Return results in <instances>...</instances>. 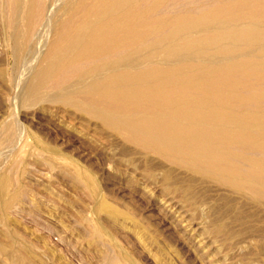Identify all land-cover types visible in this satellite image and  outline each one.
<instances>
[{
    "label": "bare ground",
    "instance_id": "6f19581e",
    "mask_svg": "<svg viewBox=\"0 0 264 264\" xmlns=\"http://www.w3.org/2000/svg\"><path fill=\"white\" fill-rule=\"evenodd\" d=\"M0 9L14 53L34 37L46 46L42 66L17 87L16 116L0 122V147L57 155L76 137L92 150L99 128L121 158L144 157L149 183L156 169L167 168L164 185L180 173L187 188L168 192L169 212L197 223V193L222 191L209 231L254 233L264 252V0H0ZM11 183L0 175L5 222L24 194ZM102 205L114 218L131 216ZM250 209L256 220L246 223ZM0 254L31 264L5 246Z\"/></svg>",
    "mask_w": 264,
    "mask_h": 264
},
{
    "label": "rangeland",
    "instance_id": "374dc122",
    "mask_svg": "<svg viewBox=\"0 0 264 264\" xmlns=\"http://www.w3.org/2000/svg\"><path fill=\"white\" fill-rule=\"evenodd\" d=\"M2 15L0 9V20L5 21ZM3 21L0 22V71H4V80H0V122L13 116L17 87L26 78L27 84L31 70L35 72L42 66L46 47L38 42L39 37H34L31 44L25 40L20 51L14 53L5 38ZM94 130L96 134L91 132L90 137L96 145L92 150L82 146L76 137L63 145L57 155L37 151L27 154V149H23L24 155L12 154L0 147V175L5 172L13 188L24 193L23 198L12 204L6 222L0 216V246L7 247L15 256L24 255L31 264H264V252L257 248L263 242L259 236L238 234V228L229 234L209 231L216 218L213 213L225 197L222 191L207 196L203 190L197 193L199 205L195 209L199 215L197 223H192L187 214L169 212L168 192H177L176 195L179 192L182 197L187 188V183L176 182L178 176L183 179L179 172L176 171L174 182L164 185L163 169L167 168L156 169L157 180L153 185L142 176L143 156L121 158L120 144L109 136H105L108 141L103 144L105 141L99 140L100 129ZM107 152L115 153L116 161L107 162ZM123 160L132 162L130 169L117 168L115 163ZM79 176L93 184L88 185ZM100 201L111 203L131 216L114 218L104 212ZM185 205L190 208L187 202ZM250 210V218L246 216L249 210L244 213L246 223L256 220L251 218L254 213ZM263 215L259 213L257 217L262 221ZM203 227H207L208 233L200 229ZM0 264L17 263L0 254Z\"/></svg>",
    "mask_w": 264,
    "mask_h": 264
}]
</instances>
